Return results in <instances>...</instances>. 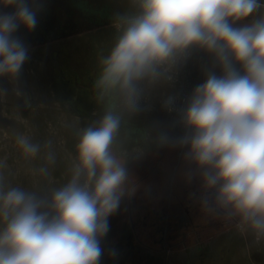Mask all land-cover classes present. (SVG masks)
Listing matches in <instances>:
<instances>
[{
  "label": "clouds",
  "instance_id": "1",
  "mask_svg": "<svg viewBox=\"0 0 264 264\" xmlns=\"http://www.w3.org/2000/svg\"><path fill=\"white\" fill-rule=\"evenodd\" d=\"M129 4L131 11L114 16L113 37L96 53L91 91L100 111L75 130L66 182L47 190L14 185L0 159V264H100L109 217L139 188L129 161L145 154L149 140L183 150L186 182L199 181L189 195L202 212L264 243V3ZM0 8L14 9L0 11V78L15 82L30 59L16 33L36 28L39 6L0 0ZM193 48L211 54L221 74L206 73L179 110L175 97L163 101L167 111H178L181 134L137 133L132 121L144 111L146 91L171 82ZM15 145L26 160L43 152L44 163L31 171L51 181L57 163L52 141L41 145L18 133Z\"/></svg>",
  "mask_w": 264,
  "mask_h": 264
},
{
  "label": "rangeland",
  "instance_id": "2",
  "mask_svg": "<svg viewBox=\"0 0 264 264\" xmlns=\"http://www.w3.org/2000/svg\"><path fill=\"white\" fill-rule=\"evenodd\" d=\"M36 3V28L28 32L20 27L16 33L29 47L30 59L15 82L0 78V89L7 90L0 96V159L7 161L6 173L14 185L47 190L66 182L68 156L76 143L75 130L86 126L100 111L91 91L95 56L113 37L114 16L131 8L129 0ZM210 71L221 74L212 55L191 49L187 59L177 66L171 82L146 91L144 111L133 118V128L152 136L157 131L181 134L178 111H167L163 101L173 96L175 108L181 109ZM72 76L73 81H68L71 84L66 82ZM17 89L22 95L16 94ZM18 133L41 145L52 141L57 163L50 168L51 181L32 174L33 168L44 163V153L35 160H26L15 145ZM182 152L158 148L149 140L145 154L129 161L130 173L139 188L135 195L124 198L117 212L109 217V231L101 241L104 255L100 264H264V243H253L234 225L220 224L221 219L209 216L207 221L195 201L191 202L196 209L195 225L186 229L175 245L156 244L149 232L141 230L144 214L163 211L169 202L190 203L189 194L199 189L197 179L187 183L184 178Z\"/></svg>",
  "mask_w": 264,
  "mask_h": 264
},
{
  "label": "flooded vegetation",
  "instance_id": "3",
  "mask_svg": "<svg viewBox=\"0 0 264 264\" xmlns=\"http://www.w3.org/2000/svg\"><path fill=\"white\" fill-rule=\"evenodd\" d=\"M198 190L196 189V192ZM193 201L191 198L190 203L186 202L185 204L169 202L163 211L155 210L152 214H144L141 222V230L146 233L149 232L151 239L156 244L163 246L175 245V242L179 238H183L186 229L195 225L194 212L196 209L191 204ZM203 214L208 221L209 215L204 212ZM221 222L224 224L227 223L223 220H220V224Z\"/></svg>",
  "mask_w": 264,
  "mask_h": 264
},
{
  "label": "trees",
  "instance_id": "4",
  "mask_svg": "<svg viewBox=\"0 0 264 264\" xmlns=\"http://www.w3.org/2000/svg\"><path fill=\"white\" fill-rule=\"evenodd\" d=\"M68 81H73V76H72V78H68V79H66V82H68ZM68 83L71 84V82H68Z\"/></svg>",
  "mask_w": 264,
  "mask_h": 264
},
{
  "label": "water",
  "instance_id": "5",
  "mask_svg": "<svg viewBox=\"0 0 264 264\" xmlns=\"http://www.w3.org/2000/svg\"><path fill=\"white\" fill-rule=\"evenodd\" d=\"M261 3H264V0H260Z\"/></svg>",
  "mask_w": 264,
  "mask_h": 264
},
{
  "label": "bare ground",
  "instance_id": "6",
  "mask_svg": "<svg viewBox=\"0 0 264 264\" xmlns=\"http://www.w3.org/2000/svg\"><path fill=\"white\" fill-rule=\"evenodd\" d=\"M146 199V198H145Z\"/></svg>",
  "mask_w": 264,
  "mask_h": 264
}]
</instances>
